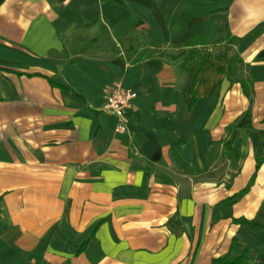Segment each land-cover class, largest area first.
I'll use <instances>...</instances> for the list:
<instances>
[{
	"label": "crops",
	"instance_id": "0c3cea01",
	"mask_svg": "<svg viewBox=\"0 0 264 264\" xmlns=\"http://www.w3.org/2000/svg\"><path fill=\"white\" fill-rule=\"evenodd\" d=\"M149 31L214 55L134 62ZM235 241L264 264V0H0V264H212Z\"/></svg>",
	"mask_w": 264,
	"mask_h": 264
},
{
	"label": "trees",
	"instance_id": "16d2710c",
	"mask_svg": "<svg viewBox=\"0 0 264 264\" xmlns=\"http://www.w3.org/2000/svg\"><path fill=\"white\" fill-rule=\"evenodd\" d=\"M104 31L102 30L101 33ZM200 39V40H198ZM98 39H94L92 44H95ZM130 44L127 49L128 54H136L134 62L139 61L144 58V56L152 57L158 54L161 57H167L168 59L179 62L180 65L189 70V71H200L205 64L210 60V58L214 55L213 52L206 45V42L202 39V35H195L191 39L187 40L181 47H179L176 53H168L165 50H162L160 46V41L154 32L149 31L146 37L133 36L131 35L129 38ZM200 41L202 43H197ZM198 44H202L201 47ZM225 44L224 40L218 41L215 45H223ZM152 47L158 48V51L152 50ZM141 48V51H138ZM230 50V47L225 46V51L218 53L220 56L227 57V52ZM139 52V53H137ZM233 63L230 61L229 72L232 73ZM52 85L61 88L62 90H69L70 87L66 84L61 83L58 80L50 79ZM237 252V243L234 242V246L232 247L230 253L216 258L213 260L212 264H242L244 257L237 256L235 253Z\"/></svg>",
	"mask_w": 264,
	"mask_h": 264
},
{
	"label": "built area",
	"instance_id": "2783aa9c",
	"mask_svg": "<svg viewBox=\"0 0 264 264\" xmlns=\"http://www.w3.org/2000/svg\"><path fill=\"white\" fill-rule=\"evenodd\" d=\"M136 96V92L125 89L121 82H115L109 87L102 109L114 117L117 132L127 133L130 130L127 113L132 108V101Z\"/></svg>",
	"mask_w": 264,
	"mask_h": 264
}]
</instances>
